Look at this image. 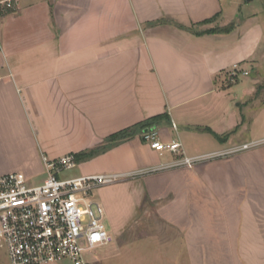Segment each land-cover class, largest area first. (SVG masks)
Returning <instances> with one entry per match:
<instances>
[{"label":"crops","instance_id":"crops-1","mask_svg":"<svg viewBox=\"0 0 264 264\" xmlns=\"http://www.w3.org/2000/svg\"><path fill=\"white\" fill-rule=\"evenodd\" d=\"M15 2L14 13L0 16V176L21 172L31 181L45 173L44 157L106 146L112 135L158 117L78 164L95 166L92 175L149 171L131 179L137 202L130 226L152 232L134 227L124 239L130 222L116 224L104 246L115 248L89 263L244 264L259 257L264 149L171 167L181 158L144 140L147 131L164 143L177 139L189 157L264 140V105L250 103L264 77L258 71L233 95L225 84L235 65L245 75L248 64H262L260 27L246 28L252 16L237 24L221 0ZM230 24L228 34H204ZM212 133L228 137L219 141ZM145 204L167 233L141 221Z\"/></svg>","mask_w":264,"mask_h":264},{"label":"built area","instance_id":"built-area-1","mask_svg":"<svg viewBox=\"0 0 264 264\" xmlns=\"http://www.w3.org/2000/svg\"><path fill=\"white\" fill-rule=\"evenodd\" d=\"M15 1L0 0V6L15 9ZM237 71L235 65L231 75L236 76ZM172 126L177 129L174 123ZM144 140L157 152L184 156L171 167H193L206 158L228 156L257 145L248 143L218 155L189 157L179 140L164 143L152 131L145 132ZM43 161L48 177L42 184L31 185L21 172L0 176V247L5 249L9 264H90L86 254L113 240L105 225V208L88 198L90 192L149 171L60 180L63 170L74 168V155L58 160L44 157Z\"/></svg>","mask_w":264,"mask_h":264},{"label":"rangeland","instance_id":"rangeland-1","mask_svg":"<svg viewBox=\"0 0 264 264\" xmlns=\"http://www.w3.org/2000/svg\"><path fill=\"white\" fill-rule=\"evenodd\" d=\"M2 1V0H1ZM53 1V0H51ZM222 6H223V12L225 15L228 17H234L233 21H236L238 24L243 25V20H245L248 16H252L250 19L249 24L247 25L246 28L253 27V29L258 26L260 27L261 34L259 37V42L257 44L258 50H257V55L258 57H262V64L259 68L255 67V65L248 64L245 66L246 70H248V75H241V68L238 66V71L236 76L231 75V71L229 72V77L230 79H227L225 82L226 85H232L234 87L233 91H230V94L233 95L236 93V89L241 90V87L243 85H247L250 82H253L254 79L257 78V72L259 71L264 77V0H221ZM234 25V24H233ZM226 27V26H225ZM224 27L217 26L216 29H221ZM257 68V69H256ZM228 77V76H227ZM241 80V81H240ZM241 82L239 85L237 83ZM236 84V85H235ZM261 86H264V80L260 82ZM235 85V86H234ZM257 91V87H256ZM255 91V92H256ZM247 99H249L247 97ZM246 102L248 100H245ZM238 101L237 103H239ZM244 101H241V103L244 105L246 103ZM251 107L252 109H260L264 105V89L260 92V96L257 98L255 94L250 99ZM237 108V107H236ZM239 109V108H238ZM259 114V113H258ZM256 114V115H258ZM255 113L253 114V116ZM264 120V119H263ZM253 138V137H252ZM261 138V137H260ZM262 137L261 139H263ZM177 140V139H176ZM248 140L249 137H248ZM253 140H260L259 138H253ZM257 145L250 150H255V149H264V140L257 141ZM248 151V150H247ZM244 152V151H242ZM239 152V153H242ZM164 155H170L171 153L169 152H162ZM237 154V153H235ZM186 156H190L187 153L185 154ZM232 155V154H231ZM184 157L183 155H176V159H180ZM213 159L211 158H206V160ZM205 161V160H204ZM98 171L95 166H90V167H81L78 164H75L74 168L69 169V170H63L59 175L58 178L60 180H67V179H74V178H79L82 176H88L92 175V172ZM165 171V170H159L158 172ZM151 173H157V172H151ZM95 174V173H94ZM96 175V174H95ZM48 177V173L46 172L43 175L33 177V180L30 181L31 185H39L42 184L43 179H46ZM145 177V176H144ZM141 177V178H144ZM132 182L131 179H125L121 180L119 182H116L111 185H105L98 187L94 189L93 191L90 192L88 198L90 200L96 201L101 203L103 206L107 207L110 206V215H106L105 217V225L107 227V230L109 233H112L113 230H116L115 226H122L123 222L125 223L126 221L130 222L127 227V231L123 235V238L125 239L127 236H130L133 234V229L137 233L143 234H150L152 231L149 230V227H144L139 226L137 227L135 224L133 226L131 224L134 216V211L132 210L133 207L136 204V199H137V194L132 193V190L130 189V183ZM121 189L118 194L112 193V191H118L117 189ZM114 196V198H112ZM109 208V207H108ZM136 214V212H135ZM154 210L150 209L147 204L144 205V207L139 211V217L142 222L144 223H149L152 227V229L156 232H168L169 229L167 226L163 225L161 221H159L158 218L155 217L154 215ZM113 216V217H112ZM136 218V217H135ZM138 218V217H137ZM130 220V221H129ZM115 225V226H114ZM135 227V228H134ZM118 228V227H117ZM138 230H140L138 232ZM168 230V231H167ZM264 238V235L262 236ZM261 242L262 250L260 252V256L257 258H243L244 264H264V239ZM131 242L129 243L130 246ZM148 244H145V247L147 248ZM113 247V246H111ZM101 247L96 250H93L89 253L86 254V259L87 261H92L93 258H97V256H105L108 251L114 249L115 247ZM146 248L142 247L141 249L145 250ZM6 251L3 248H0V264H9L8 258L6 256ZM63 264H72L69 261H65Z\"/></svg>","mask_w":264,"mask_h":264},{"label":"trees","instance_id":"trees-1","mask_svg":"<svg viewBox=\"0 0 264 264\" xmlns=\"http://www.w3.org/2000/svg\"><path fill=\"white\" fill-rule=\"evenodd\" d=\"M14 12H15V9H10V8H7L6 6H4V7H1L0 6V16L12 14ZM212 20L213 19L204 21L203 24H208V23L212 22ZM233 29H234V25L233 24H230V25H228V26H226L224 28H221V29H211V30H207V31H205L204 34H228V33L232 32ZM263 89H264V86H261L260 85V86L257 87V91L255 93V96L257 98L260 96V92ZM158 119H159L158 117L157 118H154V119H150V120H148L146 122H143V123H141V124H139V125H137V126H135L133 128L126 129L124 131H121L120 133H117V134L112 135L107 140L108 141V144L106 146H99V147H97L95 149H92L90 151H86V152H82V153H79V154L74 155L75 160H76V164H80L82 162H85L87 160H90V159L98 156L100 153H102L103 151L107 150L108 148L114 146L118 141L123 140L125 138H129V137L135 135L139 131H142V130H144L146 128H149V127L154 126L157 123ZM208 131H210V130H208ZM212 134L219 141H223L225 138L228 137V135H225L223 137V136L216 135L214 133H212Z\"/></svg>","mask_w":264,"mask_h":264}]
</instances>
